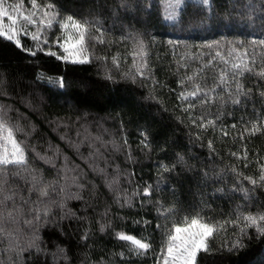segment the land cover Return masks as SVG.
<instances>
[{"label":"trees","instance_id":"trees-1","mask_svg":"<svg viewBox=\"0 0 264 264\" xmlns=\"http://www.w3.org/2000/svg\"><path fill=\"white\" fill-rule=\"evenodd\" d=\"M51 2L105 42L89 41L90 62L71 63L44 51L32 56L0 37V118L28 159L27 169L5 171L0 183V264H157L166 231L157 225L171 224L162 207L174 208L176 220L198 212L221 223L264 212V184L245 179L264 164V130L244 132L250 122L264 124V77L234 76L218 59L204 67L217 50L208 44L225 55L247 50L256 69L264 66V0ZM60 34L54 26L41 46L64 55L55 46ZM19 38L36 49L30 36ZM141 41L144 77L130 55ZM221 70L229 76L216 89L222 99L197 97L187 109L179 98L192 87L186 77L199 73L196 82L208 89ZM201 116L215 128L200 126ZM245 150L247 160L232 155ZM121 231L145 237L151 249L129 252L116 238ZM208 244L211 253L201 252L196 264H264V235L255 227L224 224Z\"/></svg>","mask_w":264,"mask_h":264},{"label":"snow or ice","instance_id":"snow-or-ice-1","mask_svg":"<svg viewBox=\"0 0 264 264\" xmlns=\"http://www.w3.org/2000/svg\"><path fill=\"white\" fill-rule=\"evenodd\" d=\"M203 2L206 4L208 0H203ZM28 3L31 7L25 9L24 0H19L17 4H9L8 0H0V37L12 41L22 51H26L32 56H35L37 51H44L46 55L56 56L57 59L65 62L88 63L90 62V56L88 55L90 52L89 41L95 40L97 43L105 42L103 40V33H100L99 36L91 35L90 26L87 21L78 20L73 16L60 17L59 13L55 11V4L51 0L45 4L38 3V0H28ZM3 18H7L10 22L7 29L2 26ZM28 25L32 29H35V31H30ZM54 26H58L61 33L60 36L56 37L55 46L64 55H58L52 51L51 46L47 50L41 46L49 44L45 33L51 31ZM21 35L30 36L31 39L36 41V49L24 48L19 38ZM260 43L264 46V41ZM206 47L217 50L210 56V59L204 67L211 66L213 61L218 59L226 65H231L234 76H242L245 72H255L257 75L264 77V66L256 69V61L247 50L240 52L236 48H232L225 55L219 50L218 44H208ZM234 53L235 55H233ZM130 55L133 57L132 64L136 70V75L144 77L146 75L144 70L148 68V52L142 41L138 42ZM113 62L119 66L116 58H114ZM197 75L199 73L186 77L188 81L193 82L192 87L190 90H184L179 93L181 100L188 101L187 109L195 107L192 101L196 100L197 97H200L199 103L201 104H207L210 101L215 102L217 98L222 99L216 92V89L229 82L228 72L221 70L218 77L219 84L206 89L200 83L196 82ZM60 86H64L63 81H60ZM183 86L184 81L182 80L181 87L183 88ZM242 89L243 86L237 82V92H242ZM228 94L231 95L232 93L229 91ZM233 103L239 104V98L235 99ZM197 119L201 121L200 126L204 128L208 126L215 128L216 126L215 120L213 119H208L206 122L202 116ZM193 123H195V119H193ZM250 124L251 127H246L244 132L255 135L257 132L264 130V124L260 121L250 122ZM232 127L235 128L236 125L233 124ZM221 132L224 135H228V132L224 129H221ZM241 138L243 139V134ZM211 146L210 141L209 147L211 148ZM232 155L236 156L237 159H248L246 150L243 155L235 152ZM27 167L28 159L24 148L16 140L14 130L8 125L7 121L0 118V183H6V180L3 179V173L5 171L11 169L23 171ZM245 167H247V164H245ZM19 171L16 173L17 175H19ZM259 173L258 177H245V179L254 186L258 183L264 184V164H260ZM144 194H151L149 188L144 189ZM41 195H47V193L42 191ZM6 199H10V197H6ZM2 203L0 201V204ZM160 215L164 216L166 220H170L171 224L163 226L157 225L158 228L163 227L166 230L157 264H196L197 257L201 252L211 253L212 250L209 247L208 240L220 231L224 227V224H236V226L240 227L241 232H244L247 228L255 227L259 234L264 235V212L255 215L249 213L235 217L232 221H224L222 223L206 220L198 212L184 215L181 219L176 220L174 219L176 210L172 207H162L160 209ZM116 238L120 241L127 242L124 246L128 247L129 252L137 256L147 253L152 247L151 243L143 236L137 237L121 231L116 233ZM239 246V242L233 245V247Z\"/></svg>","mask_w":264,"mask_h":264},{"label":"rangeland","instance_id":"rangeland-1","mask_svg":"<svg viewBox=\"0 0 264 264\" xmlns=\"http://www.w3.org/2000/svg\"><path fill=\"white\" fill-rule=\"evenodd\" d=\"M10 25V22L6 19V18H3L2 20V26L7 29ZM71 59V58H70ZM9 150H10V145H9Z\"/></svg>","mask_w":264,"mask_h":264}]
</instances>
